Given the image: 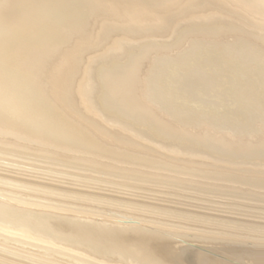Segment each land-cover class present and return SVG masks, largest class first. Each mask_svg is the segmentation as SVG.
Here are the masks:
<instances>
[{
  "label": "bare ground",
  "instance_id": "6f19581e",
  "mask_svg": "<svg viewBox=\"0 0 264 264\" xmlns=\"http://www.w3.org/2000/svg\"><path fill=\"white\" fill-rule=\"evenodd\" d=\"M3 161L95 192L0 174V264H264V0H0Z\"/></svg>",
  "mask_w": 264,
  "mask_h": 264
},
{
  "label": "rangeland",
  "instance_id": "374dc122",
  "mask_svg": "<svg viewBox=\"0 0 264 264\" xmlns=\"http://www.w3.org/2000/svg\"><path fill=\"white\" fill-rule=\"evenodd\" d=\"M9 163H10V162H5V161H3V165H4V166L7 164L6 167H7V166H8V167L10 166V167H9L10 169H12L11 167H13V171H14V170H17V169H18L19 171L21 170L22 172L20 171V173H22V174H20L19 171H18V173H17V171L12 172V171H6V170H2V171L0 170V174H4V175H6V176L13 177V178H18V179H20V180H23V179H24V180H29V181L31 180L32 182H33V180H34L35 182H40V183H42V184H48V185L57 186V187H63V188H68V189H72V188L75 189V188H76L75 190H79V189H80V190H83V191H90V192L93 191V190H92L93 188H91V190L88 189V188H85V187L82 188V186H78V185H74V184L71 185L70 182H67V181L65 182V181L62 180V179L50 178V177L47 176L50 180L52 179V180H51L52 182H51V181H49V179H47L46 176H44V178H43V177H42L43 174H42L41 176H40V174L37 175V176H38L37 178H39V179L34 178V177H36V175H33L34 172H35V174H36V171L32 172V170H34V169H31V168L25 166L26 169L29 168V169H27L26 171H28V170L31 169L30 171H31V173H33V174H31V173H27V172H25V174H24V172H23L22 169L25 168V167H24L23 165H22V166H23L22 169H21V167H22L21 165L19 166L20 169H19V168L14 169V166H12V165H10V164H14V165H15V163H10V164H9ZM35 170H36V169H35ZM5 171H6V172H5ZM30 171H29V172H30ZM27 174H28V176H27ZM29 175H30V176H29ZM32 175H33V176H32ZM31 177H33V178H31ZM40 177H41L42 179H41ZM54 179L57 180V181H55ZM53 181H54V182H53ZM58 182H59V183H58ZM68 183H69V184H68ZM74 189H73V190H74ZM84 189H85V190H84ZM95 189H96V193H99V192H98L99 189H98V188H95ZM100 190H102V191H100L99 194H105V195H110V196H115V197H120V198H123V197H124V199H129V200H133V197H134V195L127 194V195H129V196H127L126 194H123V193H122L123 196L121 195V193H118V195H120V196H118V195H117V192H114V193H113L112 191H108V190H106V191H105L106 193H105V192H104V189H100ZM107 191H108V192H111V193H108ZM93 192H95V190H94ZM107 193H108V194H107ZM116 195H117V196H116ZM125 195H126L127 198L125 197ZM153 195H156V196H153ZM153 195H152V196H148V197H146V199H145V197H144L143 195H141V196L143 197V198H142V197H141V198L143 199L144 202L146 201L147 203L157 204L158 201H159V200H158V196H159V195L161 196V194H153ZM139 196H140V195H139ZM139 196L136 195L135 198H136V197H137V198L134 199V200H136V201H138V200H139V201H142V200H140L141 198H139ZM160 196H159V199H160V200L164 198V197H162V196L160 197ZM169 196H170V195H169ZM128 197H129V198H128ZM131 197H132V198H131ZM149 197L152 198V201L149 200V199H150ZM153 197L155 198V201H154V198H153ZM138 198H139V199H138ZM147 198H148V199H147ZM156 199L158 200L157 202H156ZM165 200H166V201H165ZM172 200H173V201H172ZM175 200L178 201V198H174V197H171V196H170V198H169V197H168V198L166 197V199L164 198L163 201L161 200L162 202H166V203H161V204H157V205H163V204H164L165 206H168V207H175V208H179V207H180L181 209H186V210H190V211H195V210H196V211H199L200 213L203 212V211H201L200 209H198V207H195L194 205H189V207H188V202L183 201V202H186V203H182V202H181L182 199H181L180 203H179V201L177 202V203L180 204L181 206H180V205H175V204H173V203H176ZM153 202H155V203H153ZM159 203H160V202H159ZM177 203H176V204H177ZM185 204H186V205H185ZM184 205H185V206H184ZM176 206H177V207H176ZM182 206H183V208H182ZM191 206H192V207H191ZM184 207H185V208H184ZM194 207H195V208H194ZM180 208H179V209H180ZM200 208L202 209L203 207H200ZM204 209H206V208H204ZM202 210H203V209H202ZM207 210H208V209H206V211L204 210V213H213V214H217V213H218L217 215L221 214V215H224V216H228L227 213H226V214H225V213L222 214V212L219 213V211H218V212H216V211L214 212V211H210V210H208L209 212H207ZM189 239H190V240H189ZM189 239L186 238V240H185L186 242L182 241L183 243H182V242H181V243L177 242V243L179 244V246H177L178 244L176 243L175 248L178 249V248H180V247H190V248H192V249H194V250L196 249L197 252H199V253H201V254H204V255H206V256H208V255L210 254L208 257H210V258L212 259V263H211V264H218V263H220V264H225V263H226V262H225V260H226V259H225V257H226L225 255H226V254H225V252H224V248H225V245H224V244H226L227 242L225 243V242L223 241V243H224V244H223L222 241H219V242L217 243V241H213V240H212V242H211V241H200V240H199V241H200V242H199L198 240H195V239H193V238H189ZM194 242H196V243H194ZM208 242H209V243H208ZM214 242H215V243H214ZM200 243H201L202 245H201ZM203 243H204V244H203ZM212 243H213V244H212ZM205 244H207V245H205ZM215 244H216V246H215ZM219 244H220V245H219ZM221 244H222V246H221ZM210 245H211V246H210ZM213 245H214V246H213ZM223 245H224V246H223ZM212 246H213V247H212ZM205 247H206V250H205ZM216 247H217V248H216ZM223 247H224V248H223ZM203 248H204V250H203ZM209 248H210V250H209ZM199 249H200V250H199ZM218 249H219V250H218ZM207 250H208V251H207ZM220 250H222V251H220ZM211 251L213 252V254H212ZM214 252H215V253H214ZM221 253H222V254H221ZM211 254H212L213 256H212ZM214 254H216V255L214 256ZM220 255H221V256H220ZM216 256H217V257H216ZM219 257H220V258H219ZM215 258H216V259H215ZM223 258H224L225 260H224ZM215 260H216V261H215ZM218 260H219L220 262H219ZM184 263H185V264H191L190 261H189V263H188V262H184Z\"/></svg>",
  "mask_w": 264,
  "mask_h": 264
}]
</instances>
